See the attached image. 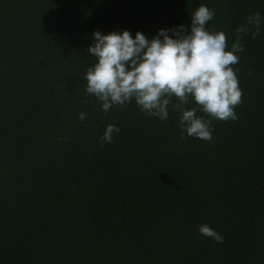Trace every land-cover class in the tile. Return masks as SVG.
<instances>
[{
  "label": "trees",
  "instance_id": "obj_1",
  "mask_svg": "<svg viewBox=\"0 0 264 264\" xmlns=\"http://www.w3.org/2000/svg\"><path fill=\"white\" fill-rule=\"evenodd\" d=\"M201 3L229 47L264 16V0H0V264H264V29L233 65L238 122L211 120V141L181 140L171 105L105 113L84 91L93 31L151 38Z\"/></svg>",
  "mask_w": 264,
  "mask_h": 264
},
{
  "label": "clouds",
  "instance_id": "obj_2",
  "mask_svg": "<svg viewBox=\"0 0 264 264\" xmlns=\"http://www.w3.org/2000/svg\"><path fill=\"white\" fill-rule=\"evenodd\" d=\"M214 16L215 10L201 3L189 14L188 27L183 23L163 27L151 38L139 30L134 36L127 29L93 31L86 52L95 62L82 77L84 91L105 113L134 102L146 116L164 121L171 105L178 115L181 140L188 136L211 141V120L238 122L235 110L242 106L244 94L236 75L239 69L233 65L244 52L242 39L248 35L257 39L264 29V16L246 15L229 47L223 30L207 26ZM189 101L195 106L186 107ZM85 117L83 111L78 114L81 121ZM119 130L118 125L107 124L98 139L111 143ZM197 231L205 239L223 240L208 224L198 225Z\"/></svg>",
  "mask_w": 264,
  "mask_h": 264
}]
</instances>
